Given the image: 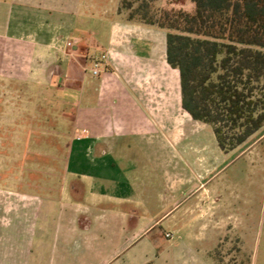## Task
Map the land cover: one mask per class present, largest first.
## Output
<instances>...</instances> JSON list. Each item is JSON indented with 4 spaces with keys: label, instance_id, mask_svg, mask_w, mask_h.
<instances>
[{
    "label": "crops",
    "instance_id": "1",
    "mask_svg": "<svg viewBox=\"0 0 264 264\" xmlns=\"http://www.w3.org/2000/svg\"><path fill=\"white\" fill-rule=\"evenodd\" d=\"M118 1L0 0V79L47 95L65 127L70 108L74 142L49 194L0 189V264H213L221 235H244L218 180L239 146L182 108L166 31Z\"/></svg>",
    "mask_w": 264,
    "mask_h": 264
},
{
    "label": "trees",
    "instance_id": "2",
    "mask_svg": "<svg viewBox=\"0 0 264 264\" xmlns=\"http://www.w3.org/2000/svg\"><path fill=\"white\" fill-rule=\"evenodd\" d=\"M154 1L120 0L118 13L166 31L182 108L211 127L221 151L237 148L264 127V0H191L189 11L157 14Z\"/></svg>",
    "mask_w": 264,
    "mask_h": 264
},
{
    "label": "rangeland",
    "instance_id": "3",
    "mask_svg": "<svg viewBox=\"0 0 264 264\" xmlns=\"http://www.w3.org/2000/svg\"><path fill=\"white\" fill-rule=\"evenodd\" d=\"M164 7L189 11L193 5L191 0H156L151 11L157 14ZM120 15L125 18L124 12ZM46 96L36 88L13 84L9 77L0 79V189L4 190L0 194L12 190L43 197L49 192L38 183L49 181L53 187L63 179L65 149L74 146L72 110L68 108L65 127L59 122L58 106L47 103ZM34 100L41 107L34 109ZM33 112L36 117H29ZM241 150L245 153L237 155ZM218 180L228 186L225 197L234 210L228 212L237 214L239 226L245 230L239 235L228 229L219 237L211 250L213 264H264V127L228 157ZM56 191L54 188L52 195L56 196Z\"/></svg>",
    "mask_w": 264,
    "mask_h": 264
},
{
    "label": "built area",
    "instance_id": "4",
    "mask_svg": "<svg viewBox=\"0 0 264 264\" xmlns=\"http://www.w3.org/2000/svg\"><path fill=\"white\" fill-rule=\"evenodd\" d=\"M71 41H67L66 42V45L67 46H71ZM100 65H101V61H100V58L98 57H94V60H93V65L92 67L90 68V71L93 75H97L99 73V68H100Z\"/></svg>",
    "mask_w": 264,
    "mask_h": 264
}]
</instances>
